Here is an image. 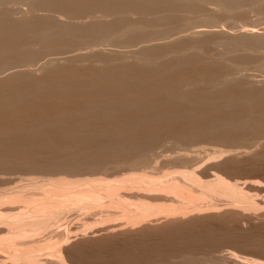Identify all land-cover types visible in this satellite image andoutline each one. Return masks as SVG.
Listing matches in <instances>:
<instances>
[{"label": "bare ground", "instance_id": "obj_1", "mask_svg": "<svg viewBox=\"0 0 264 264\" xmlns=\"http://www.w3.org/2000/svg\"><path fill=\"white\" fill-rule=\"evenodd\" d=\"M263 6L264 0H0V113L4 107L6 116L0 118L22 115L6 121V129V119L0 123V262L68 264L72 236L161 219L180 223L214 212L221 201L231 210L253 209L255 196L247 190L256 182L230 181L220 171L204 180L198 170L224 155L262 156L254 148L264 150V108L253 111L249 93V99L240 93L257 82L246 73L253 56L264 69V32L255 28L264 20L237 29L235 18L259 9L264 18ZM220 15L231 22L228 30L217 28ZM57 92L71 98L68 107L49 100L65 98ZM31 94L41 100L31 104ZM24 97L22 114L17 104ZM236 102L247 109L231 106ZM244 129L249 132L237 137L248 143L243 151L209 153L189 139L233 140L231 130ZM34 149L45 153L36 158L44 164L34 161L40 170H34L35 151L34 166L25 163ZM204 152L210 158L199 166ZM108 167L120 172L109 177Z\"/></svg>", "mask_w": 264, "mask_h": 264}, {"label": "rangeland", "instance_id": "obj_2", "mask_svg": "<svg viewBox=\"0 0 264 264\" xmlns=\"http://www.w3.org/2000/svg\"><path fill=\"white\" fill-rule=\"evenodd\" d=\"M263 9H264V6H263ZM252 12H254V15ZM262 12H263L262 9L254 10V11L251 10V15L249 13H247L246 16L240 15V19H239V16H237L239 19L238 22H236L237 17L235 18L236 27H238L237 29H239V27H241L242 25L247 26L246 22H247V24H249L250 22L251 23L253 22L250 26L258 25L259 22H262L264 20V18H262L263 17ZM249 15L250 16L253 15L252 18L249 17ZM263 15H264V13H263ZM220 17L222 18L223 16L220 15ZM243 17H245L246 19H247V17H249V19L245 20ZM198 19H200V18H198ZM200 20H202V19H200ZM248 20H249V23H248ZM220 21H222V22L227 21L226 23L228 25L223 24L224 22L222 23L223 24L222 25L220 23ZM194 22H196V21H194ZM197 22H201V21H197ZM209 23L204 24L202 22V24L207 25V26H210V24L211 25L213 24L216 26L215 23H217V22L214 21V23H210V24ZM195 24L200 25V23H198V24L195 23ZM217 24H219V25H217V26H219V27H217L218 29L223 28L225 30H228L227 28L229 26H231L230 25L231 22L226 20L225 17L222 19L219 18V22ZM240 24H242V25H240ZM262 24H264V21ZM225 25H227V26H225ZM217 28L214 27L213 29H217ZM255 28L258 29L259 31L261 29L260 32H262V33L264 32V30H263L264 25L261 26V24H260V26H258V27L255 26ZM237 29H234V30H237ZM257 55L258 54H256L255 56L257 57ZM259 57L260 56H258V58H256L257 61L254 63H253V61L256 59L254 58V56L252 57L253 61L251 60L252 62L250 63L251 65H249L248 72H247L248 67H246V73L248 75H250L252 77V79L254 78V76L256 77L255 78V80L257 81L255 83L256 85L254 84V85L249 86V84L247 85L246 83L245 84L243 83L244 86H243V84L241 85V86H243L242 87L243 89L239 85V89L241 88L243 90V92L241 91V93H240L239 89H237L238 85L236 86L237 87L236 89L238 91L237 92L238 95L240 93L241 95L243 94L242 97H244V96L247 97V94L249 93L248 96L251 100V102L249 103V108L251 107L253 109V111H255V110L259 111L260 109H261L260 111H262V109L264 108V105L262 106V104H264V102H262V101H264V99L262 100V97H263L262 95L264 94L263 93L264 92L263 91L264 90V84L262 83L264 81V69L259 67V65H258L259 64ZM252 70H254V71H252ZM245 85H247V86H245ZM251 86H255V87L251 88ZM245 87L246 88L250 87V88L246 89ZM251 89H252V92H251ZM254 89H256V90H254ZM192 91H189V92L192 93ZM253 91L254 92L256 91V92L253 93ZM53 92L56 93V91H52L51 94H53ZM200 92H202V91H198L199 94H200ZM260 92L263 94L258 97L257 94L260 95L261 94ZM59 93L60 92H57V96ZM193 93H195V92L193 91ZM235 93H236V91H235ZM38 94L40 95V92ZM41 94H43V92ZM46 94H49L48 91ZM51 94H49V95L51 96ZM31 95H32V97H31ZM31 95L29 96V97H31V100H30L31 104H33L34 101H36L38 99L41 100L40 97H38V96H37L38 99H36L37 97L35 96L34 97L35 100H34V98H33L34 94H31ZM60 95L62 97L64 96L65 100L62 98L58 99V97L55 99V96H56L55 94L52 95V97L49 100L60 101L62 103V105H64V106L66 105L68 107L70 105L69 102L67 104H65V103L67 100L68 101L71 100V98H68L64 94L62 95V93H60ZM60 95H59V98H60ZM195 95H196V93H195ZM27 96L28 95H26V97ZM22 97H20V98L23 99ZM26 97H24V100L20 99L19 101H21V102L18 101L19 103H21V104H17V105H19L18 109L20 108V105L23 107L24 104L26 105V103H29V100L28 101L25 100ZM43 97L46 98V97H48V95L45 96V92H44ZM43 97H41V98H43ZM32 98H33V101H32ZM252 98H253V100H252ZM254 98H255V100H254ZM248 99H246L247 102H248ZM39 100L37 102H39ZM44 100L47 101L48 99H44ZM259 100L260 101L262 100L261 101L262 104L260 103ZM23 101H26V103L25 102L22 103ZM237 103H238L239 107L243 106V109L244 108L247 109V107H248V105H246L247 104L246 102H245L246 104L245 103L243 104V102H242L243 105L242 104L240 105L241 102H236L235 104H231V106L234 105V107H236V109H237V108H239L238 106H235V105H237ZM15 105L11 106L14 108V111L17 110V107L15 109ZM255 107H256V109H255ZM3 108H1L2 113H0V116L3 115V111H4ZM28 108H29V106H28ZM20 109H22V108H20ZM227 109H228V107L225 108V111ZM23 110H24V108L21 111L17 110V112L21 113ZM25 111L27 112L26 108H25ZM13 113H11V115ZM28 113H29V111H28ZM28 113H24V116L27 115ZM4 114H7V112L6 113L4 112ZM15 114L13 115L14 117L16 116L17 119H18V117H20V119H21L22 115L17 116L18 113H15ZM22 114H23V112H22ZM8 116H10V115L8 114ZM8 116H7V118H8ZM24 116L22 118L26 119V118H24ZM2 117H6V116H2ZM14 117H12L11 120L14 119ZM5 119H3V120L1 119L0 123L2 124ZM17 119H15V121ZM6 121H8V120L6 119L4 121L5 125L2 124V125H4L3 127H2V125H0V128L2 127L4 129H6L5 127L8 126L6 124ZM9 121H10V119H9ZM9 121H8V124L11 122V121L10 122ZM13 121L14 120H12V122ZM17 121H19V120H17ZM21 121H22V119H21ZM12 122L10 124H12ZM261 123H263L262 125H264V122L261 121ZM154 124L155 123H153L152 125H154ZM152 125H151V127H152ZM262 129L264 130V128H262ZM262 129H261V131H263ZM136 130H137V128H136ZM231 132L232 133L229 134V136L233 135V137H234V138L232 137L233 140H229V139L221 138V137L220 138H217V137L213 138L214 139L213 140V139H211L212 137H205V136L204 137L198 136L196 138H193V139L189 138V139H191L193 143H195V141H196V144L192 143L194 145V147L197 148L199 146L200 148H202L200 146V145H202V146H204V148H202V149H204V151H205L208 148L206 151L209 150L208 151L209 153L213 149H216L218 147H220L221 149H224V150H235V149H237L236 151H241V150L243 151L244 147H242V146H248L247 145L248 143L247 142H241V141L239 142L237 137L239 138L240 135L246 134L247 132H249L248 129L241 130L240 132H239V130H231ZM259 132H260V130H259ZM262 133L263 132H261V134ZM245 137H246V135L244 136V138ZM246 138H248V137H246ZM216 139H219V140L217 141ZM236 139L238 140V142L236 141ZM187 140H188V138H187ZM234 140H235V142H234ZM3 141L4 140H2V136H0V142H3ZM201 141H203L204 143H202ZM211 141H213V142H211ZM215 141H217V142H215ZM199 142H201V144ZM206 145H209V146H206ZM257 147H255L254 150L262 151L263 152V153L261 152L262 156L254 158L252 155L251 156L245 155V157L243 155H240L239 158H233L231 156L224 155L225 157H221V159H219L220 161L218 159L209 161L207 158H210V157L205 158V156L209 153L204 152V154H202V156H204V158L201 161V163L198 164L200 166L204 162V159L208 160V162H209L208 164H207V161H206V163H203V165L201 166L202 168L199 167L201 169L198 170V172L200 173V177L204 180L207 179V177H205V176H207V174H209L211 171L212 172H214V171L219 172L220 171L221 174L223 173L222 176L223 177L225 176V178L230 180V181L237 180L240 182L246 181L249 183V180L251 179L250 182L253 181L254 183L256 182L259 185V187H258L257 185L254 184L256 187L253 186V187H251V189L247 190V193L249 195L251 194L252 196H255L252 198V196L250 195L251 198L253 199V202L256 203L255 207L251 210H242V209L239 210V209H237L238 211H244V212L247 211V213L245 212L246 215L242 214L243 217L241 216V214L238 215L237 210H235V209L231 210V209H233L234 205L227 204L226 201H221L219 203L218 207L215 208L214 212L213 211H203V212H201V214L199 213V215L193 214L194 217L192 215L186 216V218H184L185 220L183 219V222L181 220L182 223L181 222L179 223L178 221H176V223H175V221H170L171 223H169L168 221L165 220L166 221L165 222L161 219V221L150 222V223H147V225L146 224L137 225V227L135 226L132 229L126 228V230L128 232H126V230L123 228L121 230H117V232L114 231L112 233H106V232L96 233L95 234L96 237L93 236V234H89L86 237L76 235L77 239L75 236H74L75 238H72L73 237L72 236L70 238L71 241H70V239H69L70 242L68 241L69 244L68 243H67L68 245L66 244V247L69 246V247H67V250H69V252H71L70 253L71 256H69L68 257L69 259H67L68 264H169V263L170 264L171 263L172 264H238V262H239V264H251V263H253L252 261H254V263L257 262L259 264V262H264V202H263L264 201V191H262V190H264L263 189L264 187H261V189H260V186L264 185V150L260 146H257ZM238 149H240V150H238ZM0 150H4V148L0 149ZM5 150H6V148H5ZM9 150H10V148H9ZM9 150H6V151L8 152ZM34 151L36 152V153H34V154H36L34 159L39 157L38 154L43 155L41 157H42V159L44 158L45 153L41 154L40 150L34 149L32 152L28 153V154H30L29 156L27 155L28 160H26V158L24 159V160H26L25 163L27 161L29 162L30 160H32V159L29 160V158L34 157L33 156ZM31 153L33 154L32 157H31ZM165 154H169V153H165ZM41 157H40V159H41ZM160 158H158V160L156 161V162H158V166H160V163L163 162L162 158L161 159ZM259 158H261V160ZM34 159H33V164L35 166L32 164V161L29 163L27 162L28 164L26 163V165L27 166L33 165L34 167H36L43 162V161H39L38 159H36L39 161L38 162ZM234 159H236V160H234ZM44 160H45V162L47 161V159H44ZM34 161L37 162L38 165L35 164ZM42 164H44V162ZM204 164L205 165L207 164V165L205 166ZM21 165H25V164L21 163ZM21 165L16 164V166H18V167H16V166L15 167L17 169L21 170L22 169ZM224 165L227 167H224ZM40 166H39V168L41 169L42 167H40ZM203 166H204V168H203ZM34 167L33 168L29 167V169L33 170ZM16 168L14 170L18 171ZM37 168L38 167H36V169H34V170H40L39 168L38 169ZM111 168L108 167L107 170L110 169L111 172L110 171H108V172L112 173L111 174L112 176L110 174H108L107 171H104L102 173H104V174L106 173V175H108V176L110 175L109 177H113L114 174L116 175V173L120 172L119 169L114 168L115 173L113 174L114 171H112L113 169L111 170ZM199 168H197V169H199ZM234 168H236V169H234ZM27 169L28 168L26 167V171L28 172ZM22 170H24L23 172H25L24 166H23ZM22 170H21V173H22ZM79 170H80V172H87V171H84L82 169H79ZM96 171L99 172L98 170H96ZM91 172H92V170H91ZM16 173L17 172H15V174ZM16 175H14V177L16 176L15 178H17L19 176V174H16ZM229 178H231V179H229ZM251 192H253V193H251ZM261 198H262V200H261ZM229 206L231 208H227ZM256 207H258V208H256ZM248 211H250V212H248ZM251 211L254 214L251 213ZM210 212H212V213H210ZM235 212H237V214ZM206 213L209 215H207ZM221 214H222V216H221ZM253 215L254 216L256 215L255 216L256 218ZM190 216L193 217L191 220H189ZM241 219H242V221H241ZM173 222L175 223V225L173 224ZM178 224H180V225H178ZM122 230H123V232H121ZM130 231L132 234H130ZM99 234L102 236H100ZM196 239L198 240L197 242H196ZM78 240H79V242H78ZM80 240H82V241H80ZM200 246H202L203 248ZM192 247H194V249ZM198 248H200V249H198ZM228 252L229 253L234 252V253H236V255H238L242 258H246V259L248 258V260H247L248 262L246 260L243 262V259H241V258H239V259H241L242 263L240 260L233 261L228 256L229 255ZM206 256L208 259L206 258ZM203 257H204V259H203ZM0 260H3V259L0 258ZM249 260H251V261L249 262ZM178 261H179V263H178ZM188 261L191 263H189ZM0 264H2V262H0Z\"/></svg>", "mask_w": 264, "mask_h": 264}]
</instances>
